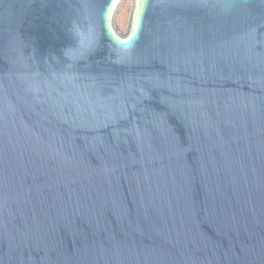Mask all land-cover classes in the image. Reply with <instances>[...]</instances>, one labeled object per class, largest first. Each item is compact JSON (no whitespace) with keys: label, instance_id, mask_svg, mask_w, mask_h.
Instances as JSON below:
<instances>
[{"label":"water","instance_id":"obj_1","mask_svg":"<svg viewBox=\"0 0 264 264\" xmlns=\"http://www.w3.org/2000/svg\"><path fill=\"white\" fill-rule=\"evenodd\" d=\"M0 0V264H264V0Z\"/></svg>","mask_w":264,"mask_h":264},{"label":"rangeland","instance_id":"obj_2","mask_svg":"<svg viewBox=\"0 0 264 264\" xmlns=\"http://www.w3.org/2000/svg\"><path fill=\"white\" fill-rule=\"evenodd\" d=\"M133 7V0H124L120 5L115 17V24L118 29L125 33L129 24L130 14Z\"/></svg>","mask_w":264,"mask_h":264}]
</instances>
